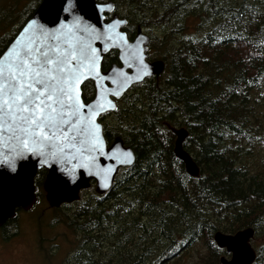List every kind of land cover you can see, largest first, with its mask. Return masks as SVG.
Returning a JSON list of instances; mask_svg holds the SVG:
<instances>
[{"label":"trees","instance_id":"16d2710c","mask_svg":"<svg viewBox=\"0 0 264 264\" xmlns=\"http://www.w3.org/2000/svg\"><path fill=\"white\" fill-rule=\"evenodd\" d=\"M29 1L23 22L0 37V51L42 0ZM108 1L128 21L130 39L139 27L170 28L150 35L149 59L162 60L165 71L133 86L116 112L100 117L107 144L120 137L135 162L107 194L85 191L80 201L53 209L54 222L75 235L61 264H167L201 244L206 254L198 264H220L228 254L214 234L245 228L255 231L254 264H264V0ZM188 19L199 22L194 34ZM8 20L1 7L0 33ZM113 64L117 51L102 69ZM82 89L83 100H92L93 82ZM175 128L189 133L184 148L200 167L198 178L174 155ZM46 173L35 178L39 202Z\"/></svg>","mask_w":264,"mask_h":264},{"label":"snow or ice","instance_id":"6c2138e0","mask_svg":"<svg viewBox=\"0 0 264 264\" xmlns=\"http://www.w3.org/2000/svg\"><path fill=\"white\" fill-rule=\"evenodd\" d=\"M78 0H60L51 23L46 27L29 20L16 37L0 51V165L20 176L27 168L17 163L35 159L40 166L56 168L74 178L78 169L91 175L107 174L98 157L104 150L101 127L96 116L115 109L109 96L119 98L146 72L143 49L145 41L130 44L121 27L125 20L112 18L98 30L75 15ZM111 4L95 6L96 14L112 11ZM64 19L59 21L60 13ZM44 15L52 14L48 5ZM71 17V20H69ZM59 21V22H58ZM99 41L101 48L94 46ZM119 50L122 67L102 71V53ZM132 69L129 75L124 69ZM94 81L97 92L91 102L82 99L81 84ZM113 87H106L105 83ZM107 105V108L106 106ZM118 159L131 163V153ZM64 183L60 177L54 183Z\"/></svg>","mask_w":264,"mask_h":264},{"label":"water","instance_id":"95a60500","mask_svg":"<svg viewBox=\"0 0 264 264\" xmlns=\"http://www.w3.org/2000/svg\"><path fill=\"white\" fill-rule=\"evenodd\" d=\"M59 4L60 0H42L29 20H36L37 23L44 24L46 27H56V24L51 23V21L54 18L55 9L59 6ZM101 4H111L113 6L112 11L103 13L102 19L96 14L95 11V6ZM45 5L49 6L52 14L44 15V19H41L42 14H44L42 13V9L45 8ZM114 10L115 5L112 2L98 3L96 0H78V5L75 9V15L80 16L85 23L92 24L99 30L102 24L108 22L110 19H120L117 14H114L109 20H106V14H110L114 12ZM64 15L65 14L63 12L60 13L59 21L64 19ZM69 20H71V17H69ZM121 20L126 21V19ZM126 25L127 21L126 24L121 27V31H124L123 28ZM138 37L145 41V43L140 45V47L143 49L142 55L144 57L143 62L146 65V72L139 81L131 83L123 91L119 98L112 96L107 98L115 104L114 110L108 109L96 116V122L101 127V136L104 142V150L108 154L104 157H98V163L101 165V169H110V171H108L107 174H104V172L101 170L99 175H91L89 172L83 169H78L74 178H68L64 176L55 165L43 167L40 166L35 159L30 158L27 161H20L17 163L18 170L20 164L22 163L26 164L27 168L20 176L12 178L14 174L11 173L6 166L0 165V227L6 224L9 220L15 219L16 211L18 209L29 212L35 207L38 202V198L36 196L35 178L37 173L42 169L47 171L43 183V189L49 201V206L51 208L57 209L63 205L73 204L74 202L80 201L82 192L90 189L92 185H94L95 193L97 195L102 196L107 194L111 190L118 173L134 164L135 154L133 150L130 147H127L120 137H117L109 146L107 145L103 126L100 123L99 118L104 114L116 112L118 110L117 101H119L134 85L142 83L149 77H159L165 70V63L162 60H148V51L151 39L148 34L144 33L142 28L137 29L136 36L132 40H130L128 37L129 43L134 44ZM94 46H96L98 49L102 47L99 41L95 42ZM113 50L118 51V59L120 64H113L106 71L102 70L104 72H108L109 74L111 73V69L113 67L119 68L123 66L120 61L119 50L117 49H110L109 52L102 53L101 65L104 58ZM124 70L128 72L129 75H134V71L132 69L125 68ZM87 81L90 80H85L81 84V88ZM92 82L94 83L95 91L97 92L96 84L94 81ZM105 86L113 87L107 82L105 83ZM95 97L96 93L92 100H94ZM92 100L88 102H91ZM105 106L107 108V105ZM172 131L176 136L174 146L175 157L184 164L185 171L190 177L198 178L200 175V167L184 148V142L189 135L188 131L184 128H175ZM124 152L131 153V163H121L118 162V159L108 158L121 157ZM55 177H60V180L64 181V183H54ZM254 235L255 231L253 228H245L235 234H225L221 231H217L213 236L216 246L219 249L225 250L226 253L230 255L229 259L223 256L220 259V264H254L257 259L256 251L251 244Z\"/></svg>","mask_w":264,"mask_h":264},{"label":"rangeland","instance_id":"374dc122","mask_svg":"<svg viewBox=\"0 0 264 264\" xmlns=\"http://www.w3.org/2000/svg\"><path fill=\"white\" fill-rule=\"evenodd\" d=\"M1 7L11 15L14 21L8 20L4 23L0 37L13 32V27H18L19 22H23L24 15L26 13L28 15L31 11L29 0H20L19 2L17 0H0ZM186 26L188 33L194 34L199 22L188 19ZM167 28H144V32L148 35L162 37L164 33L169 32L170 28ZM254 161H257L258 164L263 162L259 157L254 158ZM87 192L89 195L94 194L95 188L92 187ZM84 196L85 194L81 197ZM55 216L54 210L49 206L46 194L32 211L19 212L13 225L10 226L15 228V237L10 243V251L4 255L3 264H61L72 250L75 235L63 224H56ZM205 254L204 246L201 244L197 248L184 251L181 256L167 264H198L201 256L203 257ZM225 257L229 259L230 256Z\"/></svg>","mask_w":264,"mask_h":264},{"label":"flooded vegetation","instance_id":"af4514ba","mask_svg":"<svg viewBox=\"0 0 264 264\" xmlns=\"http://www.w3.org/2000/svg\"><path fill=\"white\" fill-rule=\"evenodd\" d=\"M102 2H109L108 0H102ZM112 14L107 15L111 17ZM16 219V218H15ZM15 219L13 221H15ZM15 228L4 224L0 227V264L4 263V255L10 251V243L13 241Z\"/></svg>","mask_w":264,"mask_h":264},{"label":"bare ground","instance_id":"6f19581e","mask_svg":"<svg viewBox=\"0 0 264 264\" xmlns=\"http://www.w3.org/2000/svg\"><path fill=\"white\" fill-rule=\"evenodd\" d=\"M222 4V3H221ZM190 154V153H189ZM191 155V154H190ZM192 156V155H191ZM193 157V156H192ZM194 159V158H193Z\"/></svg>","mask_w":264,"mask_h":264}]
</instances>
